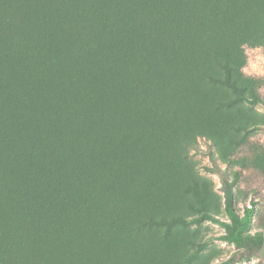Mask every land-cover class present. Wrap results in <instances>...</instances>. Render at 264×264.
Instances as JSON below:
<instances>
[{
  "label": "trees",
  "instance_id": "obj_1",
  "mask_svg": "<svg viewBox=\"0 0 264 264\" xmlns=\"http://www.w3.org/2000/svg\"><path fill=\"white\" fill-rule=\"evenodd\" d=\"M258 43L264 0H0V264H205V220L262 248L219 164L264 174L235 159L264 127L240 113L264 109L241 70Z\"/></svg>",
  "mask_w": 264,
  "mask_h": 264
},
{
  "label": "rangeland",
  "instance_id": "obj_2",
  "mask_svg": "<svg viewBox=\"0 0 264 264\" xmlns=\"http://www.w3.org/2000/svg\"><path fill=\"white\" fill-rule=\"evenodd\" d=\"M245 62L241 68L242 72L254 80V85L259 91V100L264 103V43H258L254 47L245 45ZM241 115L246 116L251 122L264 124V109L243 106L240 109ZM208 146L203 139L199 140V150L192 153V158L198 163V171L205 178L213 183L214 193L219 196L220 218L229 222L228 216L224 212L222 182L218 175L207 172L204 167H211L209 157L206 152ZM255 153H264V127L255 131L235 159H250ZM222 169H228L229 178L234 177V173L240 175V181L235 186V207L241 217L244 216L246 208L253 209V216L248 230L249 234L256 237L261 233L264 237V174L244 166L227 167L219 162ZM189 236L200 246H192L191 251H199V257L205 264H221L230 257L248 252L249 258L241 260L237 264H264V245L260 249L253 251L246 250L245 247L237 246L234 242L219 240L218 237L226 234V229L221 225L205 220L201 225H189Z\"/></svg>",
  "mask_w": 264,
  "mask_h": 264
}]
</instances>
